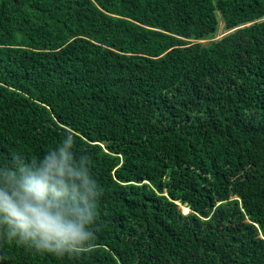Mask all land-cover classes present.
<instances>
[{
    "label": "trees",
    "instance_id": "obj_1",
    "mask_svg": "<svg viewBox=\"0 0 264 264\" xmlns=\"http://www.w3.org/2000/svg\"><path fill=\"white\" fill-rule=\"evenodd\" d=\"M60 148L92 235L0 264H264V0H0V177Z\"/></svg>",
    "mask_w": 264,
    "mask_h": 264
},
{
    "label": "clouds",
    "instance_id": "obj_2",
    "mask_svg": "<svg viewBox=\"0 0 264 264\" xmlns=\"http://www.w3.org/2000/svg\"><path fill=\"white\" fill-rule=\"evenodd\" d=\"M96 182L60 148L0 177V221L9 235L55 255L83 246L96 218Z\"/></svg>",
    "mask_w": 264,
    "mask_h": 264
},
{
    "label": "rangeland",
    "instance_id": "obj_3",
    "mask_svg": "<svg viewBox=\"0 0 264 264\" xmlns=\"http://www.w3.org/2000/svg\"><path fill=\"white\" fill-rule=\"evenodd\" d=\"M182 210H183V207H182ZM184 211V210H183ZM185 212V211H184ZM187 212V211H186Z\"/></svg>",
    "mask_w": 264,
    "mask_h": 264
},
{
    "label": "water",
    "instance_id": "obj_4",
    "mask_svg": "<svg viewBox=\"0 0 264 264\" xmlns=\"http://www.w3.org/2000/svg\"><path fill=\"white\" fill-rule=\"evenodd\" d=\"M189 211V210H188Z\"/></svg>",
    "mask_w": 264,
    "mask_h": 264
}]
</instances>
